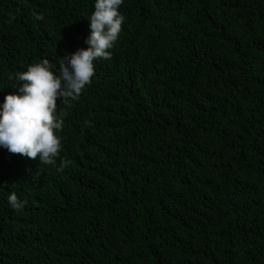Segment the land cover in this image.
Listing matches in <instances>:
<instances>
[{
	"label": "trees",
	"instance_id": "obj_1",
	"mask_svg": "<svg viewBox=\"0 0 264 264\" xmlns=\"http://www.w3.org/2000/svg\"><path fill=\"white\" fill-rule=\"evenodd\" d=\"M92 11L0 0V101L29 65L58 73L86 48ZM119 11L111 59L57 101L56 164L0 149V264H264V0Z\"/></svg>",
	"mask_w": 264,
	"mask_h": 264
},
{
	"label": "clouds",
	"instance_id": "obj_2",
	"mask_svg": "<svg viewBox=\"0 0 264 264\" xmlns=\"http://www.w3.org/2000/svg\"><path fill=\"white\" fill-rule=\"evenodd\" d=\"M122 3L123 0H93V11L87 19L89 32L84 40L87 47L66 53L58 73L44 59L16 74L20 83L0 101V149L44 164H56L62 149L56 133L63 126L58 105L75 99L91 83L94 61L111 59L110 50L125 19L119 11ZM66 167L68 161L61 159L57 171ZM7 202L13 210L23 207V201L15 193L8 195Z\"/></svg>",
	"mask_w": 264,
	"mask_h": 264
}]
</instances>
